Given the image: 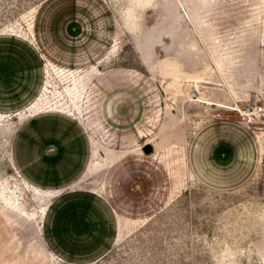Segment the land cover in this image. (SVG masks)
<instances>
[{
	"label": "rangeland",
	"instance_id": "1",
	"mask_svg": "<svg viewBox=\"0 0 264 264\" xmlns=\"http://www.w3.org/2000/svg\"><path fill=\"white\" fill-rule=\"evenodd\" d=\"M0 264H264V0H0Z\"/></svg>",
	"mask_w": 264,
	"mask_h": 264
},
{
	"label": "water",
	"instance_id": "2",
	"mask_svg": "<svg viewBox=\"0 0 264 264\" xmlns=\"http://www.w3.org/2000/svg\"><path fill=\"white\" fill-rule=\"evenodd\" d=\"M148 151H149V149H148Z\"/></svg>",
	"mask_w": 264,
	"mask_h": 264
}]
</instances>
